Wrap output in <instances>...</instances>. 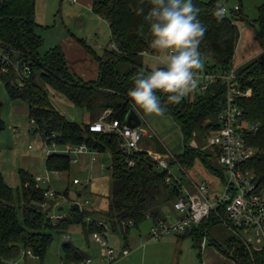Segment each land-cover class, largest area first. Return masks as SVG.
Returning a JSON list of instances; mask_svg holds the SVG:
<instances>
[{"label":"trees","instance_id":"16d2710c","mask_svg":"<svg viewBox=\"0 0 264 264\" xmlns=\"http://www.w3.org/2000/svg\"><path fill=\"white\" fill-rule=\"evenodd\" d=\"M217 1L92 0L91 11L108 24L110 46L114 44L116 49H105L103 58L97 56L85 41L76 40L98 64V79L84 82L66 68L61 47H55L43 57L39 55L43 39L35 34L39 27L35 20L36 0H0V60L6 57V61L0 63V79L8 98L27 105L28 118L34 122L32 133L42 134L47 142L53 141L60 148L85 145L98 154H110L107 208L100 217L108 230L120 235L124 242L132 228L138 229L148 219L153 224L167 220V213H162L159 206L162 202L173 204L181 195V187L175 182L167 184V172L156 170L155 161L145 152H134L128 157L126 150L120 146L117 134L89 132V124L97 121L105 110L111 109L109 119L117 120L123 126L128 111L133 109L135 94L157 95L150 102L171 114L180 127L185 145L183 152L174 156L175 161L170 162V167L178 163L188 170L199 161L212 175L219 173L205 152L189 144L195 128L201 127L199 121L217 120L225 104L224 83L220 81L210 86L192 102L180 96L174 76L169 92L163 86H155L150 70L144 68L139 57L153 49V41L157 37L165 38L171 34L191 38L199 56H212L213 66L224 71L235 69L242 88L252 91L249 98L239 99L243 120L257 126L252 144L258 151L264 149V56L260 54L240 67L233 62L239 39L238 21L257 26L259 37L264 42V0L257 8V18L252 22L239 6L237 11H230V16H218ZM174 11L179 12L177 17L171 16ZM124 66L128 69L122 71ZM25 67L28 72L24 74ZM45 86L75 108L85 111L88 121L80 125L60 114L54 108ZM2 108L0 102V132L5 129ZM215 121L205 126L207 134L217 129ZM52 135L55 137L48 140ZM211 156L217 161L218 152L213 149ZM128 158L133 161V166H128ZM243 166L253 172L258 184L264 187L262 153L257 152ZM45 168L62 174L70 170L71 163L67 156L55 154L47 157ZM18 176L20 186L14 190L0 175V264L17 259L23 251H29L42 260L53 239V232L63 234L73 226H80L87 239L102 231L97 225L99 220L81 209L70 208L67 216L53 223L47 212L55 207L54 199L46 198L43 188L35 187L32 175L19 169ZM67 191L62 195L65 198H68ZM32 205L42 206L43 210H35ZM89 216L94 218L91 222L87 221ZM213 219L210 217L207 223L178 236H189L195 247L204 234H208ZM215 246L232 264H264V246L248 252L236 239L228 241L225 249L217 244ZM62 251L63 259L69 264H80L86 258V254L67 242L62 245Z\"/></svg>","mask_w":264,"mask_h":264},{"label":"rangeland","instance_id":"374dc122","mask_svg":"<svg viewBox=\"0 0 264 264\" xmlns=\"http://www.w3.org/2000/svg\"><path fill=\"white\" fill-rule=\"evenodd\" d=\"M89 3L90 0H77L76 3H71L70 0H36L35 20L39 27L35 30V34L43 39V45L39 50L41 57L55 47L66 45L71 38L85 41L88 47L99 57L104 56L105 49H111L108 24L94 15ZM220 3L225 5L227 16H230V11L235 6H239L242 13L252 22L258 16L257 8L262 0H220ZM178 14V11H174L171 16L177 17ZM237 26L239 39L233 62L235 66L240 67L262 53L264 42L259 37L257 26H249L239 21ZM173 47L178 50L182 60L195 63L201 70H204L206 66L211 67L215 64L211 55L199 56L197 54L196 44L191 38L178 37ZM78 48L83 50L86 57L85 59L78 57L75 60L79 62L81 70L87 71L86 62L90 61L94 64L95 59L90 57L89 52L80 45H78ZM67 49L66 45L64 52ZM168 51L169 45L166 43L165 38L159 36L153 41V49L140 56L139 62L143 64L144 68L150 70L153 84L163 86L169 92L174 77L168 69L171 64ZM66 54L69 55L68 52ZM4 61L6 60L3 58L0 63H4ZM74 63L73 60H69L66 68L76 72V68L72 66ZM126 69H128V66L122 67V71ZM78 75L80 74L78 73ZM46 90L54 108L69 121L80 125L88 121L85 111L75 108L49 87H46ZM156 97L157 95L137 93L132 99V108L142 119L139 131L146 134L142 138L139 147L145 152L149 151L152 155L161 158H166L169 155H179L183 152L185 146L180 127L170 113L160 110L156 104L150 102ZM0 102L3 105L1 117L5 123V129L0 132V175L5 177L8 185L16 190L20 186L18 168L27 167L30 173L38 174L37 176H42L48 171L44 164L45 155L40 151V135L31 131L26 132L28 126H30L27 121V105L21 101H11L1 79ZM14 107H17V109L14 110ZM214 121L212 119L199 121L201 127L195 128L189 145L205 152L211 165L219 172L217 175L226 177L224 167L211 156L213 148L210 147L208 139L213 135V132L207 134L205 131V126ZM215 123H217V120ZM25 128H27L26 131ZM29 146H31V149H28ZM109 155L105 152L97 156L98 163H103L105 166L102 170L104 177L109 176L111 164ZM166 162L170 164L171 159H166ZM80 165L71 164L70 170L61 174V180L51 181L50 188L58 194L56 195L58 198L52 201L58 203V206L47 212L48 218L58 215L67 216L71 204L76 203L81 206V210H86L90 214H93L89 210L90 208L102 211L95 215L97 221L102 220L100 216L105 213L107 208L106 198L96 197L89 193L92 188V184L89 182L91 170L81 172ZM155 169L162 170L157 165H155ZM170 169L172 176L180 179L185 187L188 186L189 179L194 181L204 180L212 186L217 183L216 175H212L199 161H196L194 166L188 170H180L176 165L171 166ZM74 178L80 181L78 185L72 184ZM217 185L221 186L220 183H217ZM41 188L44 187L41 186ZM66 189L68 190V198L62 196ZM79 193H81L80 196L77 195ZM85 201L90 202V204L84 205ZM16 206H18L17 203ZM59 207H62L63 210L58 212L57 208ZM159 210L162 213L169 212V216H173V218H167L168 222L173 221L177 214L173 210L172 202H162ZM91 218L92 216H89L88 219L92 220ZM214 221L210 223L208 234L205 233L195 247V243L189 236L181 238L178 235L171 234L159 239L151 238L150 228L153 223L150 219L141 224L138 229L132 228L126 242L123 241L120 235L109 230L104 232L105 238L103 237V239L114 249L115 253L121 252L123 248L130 250L128 257L113 264H232L231 260L215 244L225 249L226 243L236 238L222 222ZM53 223H55L54 220ZM66 236L69 239H66ZM66 242L91 257L94 264H102V249L92 240L91 236L87 239L84 238L80 226H73L63 234L53 232V239L42 260L33 255L20 253L17 259L6 264H69L63 259L62 245ZM202 242H204L203 247ZM263 246L264 241L258 243L252 240L254 249H261Z\"/></svg>","mask_w":264,"mask_h":264},{"label":"built area","instance_id":"2783aa9c","mask_svg":"<svg viewBox=\"0 0 264 264\" xmlns=\"http://www.w3.org/2000/svg\"><path fill=\"white\" fill-rule=\"evenodd\" d=\"M77 0H70L71 3H76ZM217 7V15L220 17L227 16L225 5L218 0L215 3ZM238 6H235L232 11H237ZM175 35H167L166 43L169 45V57L171 64L168 69L177 79V85L180 96L188 102L196 100L202 96L207 89L222 81L225 89V104L217 118V129L213 131V135L208 139L210 147L218 152L217 162L224 167L226 177H217V183L213 186L206 181H194L189 179V184L185 187L182 181L174 178L171 174L169 163L166 159L175 161L174 156L161 158L157 155H152L151 152H145L139 147L142 138L146 134L136 129H130L125 124L120 126L117 120H110L112 110H105L97 121L89 124L88 130L91 133L97 134H112L115 133L121 140V148L125 149L128 157L134 152H145L156 165L166 171L168 177L166 183L175 182L181 187V195L173 202V210L178 214V218L172 222L167 220H159L150 228V236L153 239H159L163 236L183 235L188 230L206 223L210 217L216 221L222 222L228 231L241 243L248 252H251L252 240L256 242L264 241V187H261L253 172L244 168V164L250 161L257 152H261L264 156V149L258 151L252 144L256 136L257 126L247 123L243 120V110L239 106V99H247L251 96L250 88H242L239 83L235 69L229 71L221 70L219 67L206 66L204 70L197 67L195 63H190L185 60L172 62V58L179 56L178 50L173 47L177 40ZM116 49L115 45L110 46ZM264 56V49L261 53ZM6 57H1V59ZM28 68L23 69V73H27ZM140 118V117H139ZM141 122L142 119L140 118ZM30 125H34L32 120H29ZM141 125V124H140ZM41 152L45 155V160L50 155L67 156L71 164L77 162V158L84 154L93 155L94 152L88 150L85 145L72 146L65 145L58 147L53 141L47 142L42 134ZM55 136L48 137L51 140ZM31 149V146L28 147ZM95 158L91 157V162L94 163ZM128 166H133V161L127 159ZM175 165L180 170H184L178 163ZM61 173L59 171L47 172L42 176H35L34 182L36 188H44V196L48 199H55L56 192L50 188L52 180H58ZM219 178V179H218ZM80 181L73 180V184L77 185ZM76 204V203H74ZM90 202L85 201L84 205ZM57 207V204L55 205ZM79 209L81 206L79 205ZM63 217L58 215L51 219L54 221L60 220ZM168 218V217H167ZM166 218V219H167ZM91 222L90 219H87ZM98 227L102 228L101 232L91 235L92 240L99 245L103 252L102 264H113L114 262L124 259L129 256L128 249H123L119 253H115L114 249L108 245L103 239L104 232L108 227L103 223V220L97 222ZM105 238V237H104ZM66 239H69L66 236ZM204 242H202L203 247ZM24 255H32L29 251L21 252ZM81 264H94L91 258H85Z\"/></svg>","mask_w":264,"mask_h":264},{"label":"crops","instance_id":"0c3cea01","mask_svg":"<svg viewBox=\"0 0 264 264\" xmlns=\"http://www.w3.org/2000/svg\"><path fill=\"white\" fill-rule=\"evenodd\" d=\"M89 4H90V9H91L92 0H90V3ZM71 39H69L67 41V43H66V45L68 47V49H67L66 52H64V50L66 49V45H62V47H61V49L63 51V54H64L66 66L68 65L67 63L69 62V60H73L75 62L72 66L75 67L77 71L76 72H73V71H71L72 69L69 70V71H71L74 74H76L84 82H89V81H95V80H97L98 79V64H97V62L95 61L94 64H92L90 61L89 62H86L87 63V71L81 70L79 68V66H80L79 65V62L76 61L75 59L78 58V57H81V58H84L85 59L86 55L83 52V50H81V49L78 48V45L79 44L77 43V41L75 39H72V40ZM67 52H68L69 55L66 54ZM90 57H92V56L90 55ZM77 72L80 75H78ZM60 100H62V98H60ZM16 109H17V107H14V110H16ZM27 121H28V124L30 125L29 118H28V110H27ZM14 123H16V121H14ZM28 127H29L28 129L25 128V131L27 129V131H26L27 133H29V131L32 132L33 126L30 125ZM41 149H42V141L40 142V151H41ZM98 155L99 154L96 153V152H94L93 155H90V154L81 155V156H79L77 158V162L75 164H81L80 165L81 172H83L84 170H86L87 172H89L91 170L90 177H89V182H91L92 188H91V190H89V193L92 194V195H94V196H96V197L98 196V197H105V198H107V196L109 194L110 174H109L108 177H104L103 176L102 170H103V168H105V166H104L103 163H101V164L98 163V161H99V159L97 157ZM92 156L95 158L94 163L91 162V157ZM44 164H45V161H44ZM19 169L24 170L25 172H27L28 174H30L32 176H37L38 175V174H35V173L34 174L30 173V171H28L27 167H24V166L22 168H18L17 171ZM14 175L15 174L13 173V176ZM60 176H59V179L58 180H53V181H59V180H61ZM3 178H4L5 182L7 183V179L5 177H3ZM74 179H77V178H74ZM73 180H72V183H73ZM9 186H11V185H9ZM56 204L58 206V203H56ZM60 208H62V207H60ZM89 210L93 213L94 218H96V216H95L96 214L95 213L99 214V212H102V211L94 210L93 208H90ZM169 215L170 214L168 212L166 214V216H168L170 218H173V216L171 217ZM94 218L92 217V219H94ZM177 218H178V214H176V216L174 217L173 221L176 220ZM123 249H127V248H123ZM129 252H130V250H129ZM86 258H91V257H89L86 254Z\"/></svg>","mask_w":264,"mask_h":264},{"label":"water","instance_id":"95a60500","mask_svg":"<svg viewBox=\"0 0 264 264\" xmlns=\"http://www.w3.org/2000/svg\"><path fill=\"white\" fill-rule=\"evenodd\" d=\"M180 60H181V58L179 56H175L172 58V62H178ZM124 123L128 128L136 129L140 126L141 120H140L139 116L137 115V113L132 109V110L128 111ZM150 167H152V166H150ZM32 208H34L35 210H38V211L43 210L42 206H37V205H32ZM71 209L77 210V209H79V205L73 204L71 206ZM62 210H63L62 208H59L58 211H62Z\"/></svg>","mask_w":264,"mask_h":264}]
</instances>
